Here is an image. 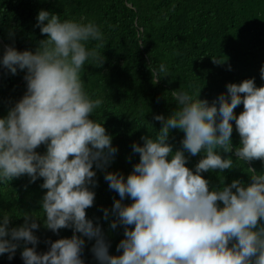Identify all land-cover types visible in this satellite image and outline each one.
<instances>
[{
    "label": "clouds",
    "instance_id": "clouds-1",
    "mask_svg": "<svg viewBox=\"0 0 264 264\" xmlns=\"http://www.w3.org/2000/svg\"><path fill=\"white\" fill-rule=\"evenodd\" d=\"M36 19L46 39L35 51L8 45L0 55V68L13 76L24 72L26 83L23 96L0 118V185L24 175L30 183L42 179L43 218L23 213V224L12 227L13 215L4 213L0 256L12 260L23 246V264H84L86 237L95 241L91 252L99 264H264V174L247 168L249 184L233 180L214 190L202 176L234 167L233 159L222 155L233 152V122L240 137L236 161L264 163V87H257L255 78L229 83L211 103L199 98L202 89L173 90L176 109L167 117L154 116L161 124L156 135L142 136L143 146L132 145L139 162L125 178L106 171L118 149L103 123L90 118L104 99L93 98L81 76L86 65L105 62L101 26L87 17L62 19L46 10ZM150 71L153 84L168 76L164 63L150 65ZM260 76L264 80V66ZM172 130L184 134L182 148L175 151ZM42 145L43 154L37 151ZM185 153L202 156L194 171L186 167ZM94 167L105 172L109 189L119 196L111 213L103 210V218L111 214L110 228L124 229L116 248L120 255L109 254L102 228L87 218L95 202ZM126 199L132 203H123ZM40 220L55 234L71 229L73 235L46 241L48 250L38 252Z\"/></svg>",
    "mask_w": 264,
    "mask_h": 264
},
{
    "label": "trees",
    "instance_id": "trees-1",
    "mask_svg": "<svg viewBox=\"0 0 264 264\" xmlns=\"http://www.w3.org/2000/svg\"><path fill=\"white\" fill-rule=\"evenodd\" d=\"M40 10L62 19L87 17L101 26L106 37V47L101 50L105 62L102 67L86 65L81 76L86 91L93 98L104 99V104L90 118L103 123L112 137L113 147L118 149L106 171L120 172L125 178L139 162L132 145L143 146L142 136L156 135L161 124L154 116L167 117L176 109L171 96L173 90L180 88L195 93L202 89L199 98L211 103L226 93L229 83L239 84L255 78L256 86L264 87L260 76L264 66V0H0V55L8 45L18 51L34 52L39 41L46 39L36 27ZM212 58L226 62L217 65ZM160 63L167 66L168 76L153 84L150 65L158 67ZM24 75L18 72L13 76L0 68V118L6 116L11 104L25 93ZM234 111L239 115L243 105ZM233 126V152L222 155L231 157L234 167L222 173L219 170L202 173L209 181L210 190L227 186L233 180L249 184L247 168L264 174L261 161L248 164L236 161L234 151L240 146V137L234 122ZM183 136L179 130L171 131L169 142L174 151L182 148ZM37 151L43 154L46 147L42 145ZM185 155L186 167L194 171L202 156ZM93 170L96 186L90 190L95 192V202L86 210L87 218L102 228L110 244L109 254L120 255L116 248L124 238V229L119 225L114 230L110 228L115 219L111 214L108 220L103 218V210L111 213L114 200L119 196L109 189L105 172L95 167ZM42 183V179L30 183V177L24 175L6 186L0 185V218L4 213L13 215L12 227L23 224V213L42 219L40 201L46 192L40 187ZM123 203L132 201L126 199ZM38 222L41 224L35 232L40 241L36 246L38 252L48 250L46 241L73 235L71 229L55 234L43 227L42 220ZM82 238L85 239L84 264H99L91 252L95 241ZM22 250L23 246L18 248L12 260L7 254L0 256V264H23Z\"/></svg>",
    "mask_w": 264,
    "mask_h": 264
},
{
    "label": "water",
    "instance_id": "water-1",
    "mask_svg": "<svg viewBox=\"0 0 264 264\" xmlns=\"http://www.w3.org/2000/svg\"><path fill=\"white\" fill-rule=\"evenodd\" d=\"M0 43H1V41H0Z\"/></svg>",
    "mask_w": 264,
    "mask_h": 264
}]
</instances>
